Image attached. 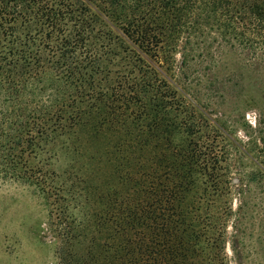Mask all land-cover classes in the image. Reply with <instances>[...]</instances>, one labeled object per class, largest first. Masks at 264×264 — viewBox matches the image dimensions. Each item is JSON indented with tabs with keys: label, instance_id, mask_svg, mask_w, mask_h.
Instances as JSON below:
<instances>
[{
	"label": "trees",
	"instance_id": "obj_1",
	"mask_svg": "<svg viewBox=\"0 0 264 264\" xmlns=\"http://www.w3.org/2000/svg\"><path fill=\"white\" fill-rule=\"evenodd\" d=\"M91 5L166 73L177 53L184 65L193 40L205 33L255 55L264 50V0H0V36L22 28L28 44L33 27H47L45 36L58 37L62 52L54 70L79 80L71 64L75 49L85 47ZM62 20L71 22L69 34L56 27ZM156 78L152 86L144 77L118 80L88 101L50 108L59 118L70 111L69 127L76 130L74 163L42 181L43 192L53 197L57 264H224L223 252H212L222 251L214 233L223 224L214 225L210 211L202 213L213 193L225 189L223 154L215 135L194 122L184 124L181 145L172 143L166 113L176 98ZM38 79L25 50L17 58L11 51L0 55V92L8 97L1 125L48 111L27 91Z\"/></svg>",
	"mask_w": 264,
	"mask_h": 264
},
{
	"label": "rangeland",
	"instance_id": "obj_2",
	"mask_svg": "<svg viewBox=\"0 0 264 264\" xmlns=\"http://www.w3.org/2000/svg\"><path fill=\"white\" fill-rule=\"evenodd\" d=\"M86 26L85 47L75 49L77 58L71 64L80 77L76 81L54 70L62 52L58 37L45 36L47 27H33L28 44L22 28L7 38L0 36V55L11 51L17 58L25 50L33 75L40 77L28 85L30 99L45 103L48 110L10 118L4 125L0 118V264L58 261L56 224L50 213L53 197L43 192L42 181L74 163L71 143L76 130L69 127L70 111L59 118L50 108L88 101L115 81L136 77H144L149 86L156 77L164 79L174 92L176 102L166 113L173 144L186 140V122L216 137L224 160L219 174L226 185L202 207L203 215L210 211L215 216L214 225L223 224L214 233L220 235L222 251L212 252H223L224 264H264V50L255 55L213 32L205 33L193 40L184 65L180 67L183 57L177 53L166 73L146 60L93 5L88 7ZM56 27L69 34L72 25L62 20ZM82 57L90 63L82 65ZM153 68L159 71L156 77ZM6 99L0 92V107Z\"/></svg>",
	"mask_w": 264,
	"mask_h": 264
}]
</instances>
